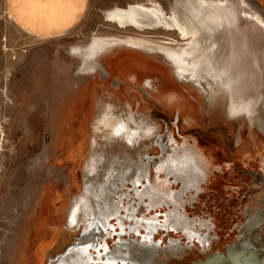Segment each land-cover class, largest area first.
Instances as JSON below:
<instances>
[{"label": "rangeland", "instance_id": "1", "mask_svg": "<svg viewBox=\"0 0 264 264\" xmlns=\"http://www.w3.org/2000/svg\"><path fill=\"white\" fill-rule=\"evenodd\" d=\"M180 1L90 0L75 29L37 37L0 0V264H48L72 245L61 264H100L90 240L105 227L116 228L109 252L102 240L96 253L105 264H224L235 255L264 264V0H226L237 13L231 33L189 60L163 51L188 47L190 38L148 22L121 27L108 16L152 4L198 19L188 15L198 7ZM134 40L164 48L131 47ZM96 42L102 69L108 55L144 52L169 70L176 89L158 92L152 72L133 84L85 68L78 52ZM107 64L126 74L119 62ZM192 154L206 158L198 163L207 173L194 162L201 188L186 165Z\"/></svg>", "mask_w": 264, "mask_h": 264}, {"label": "bare ground", "instance_id": "2", "mask_svg": "<svg viewBox=\"0 0 264 264\" xmlns=\"http://www.w3.org/2000/svg\"><path fill=\"white\" fill-rule=\"evenodd\" d=\"M175 1H177L176 2L177 6L181 8V4H182L181 1L180 0H175ZM183 1L188 2L189 4H191V6L198 7L197 9H200L201 11L200 13L198 12L199 10L195 8H192L193 11L191 12L189 10V13L187 11L191 19L195 17V12L198 13L197 15L198 19H196L195 17L194 19L196 20L191 21L189 19L188 21L187 19L188 17L186 18L187 15L185 16L180 8H176L177 11L174 10V12L169 15L165 12L164 8H162L160 5H152V4L131 5L128 9L116 8L115 10L110 11L108 16H109L110 21L119 23L121 27L134 26L136 28H143L147 26L148 24L149 25L151 24V26L148 28L153 29V28L163 27L166 30L176 31L183 38L185 37L190 38L191 40L188 43V47H185V48L174 47V49L169 47L171 51L170 50L163 51V53L167 55V57L170 60H174L177 55L181 56V54L185 56L187 55L188 57L187 60H189V57H191V59L197 58L198 54H200L203 50H205V46L208 47L209 49V46L211 45L210 42L217 44L221 42V40H223L226 34L231 33V29H233V26L236 23L237 13L234 7H230L226 4V0H183ZM183 15L185 17V21H183V18H182ZM147 22L148 24H146ZM208 36L211 37V40L209 42H208V39H209ZM206 38H208L207 41H206ZM204 39H205V44L203 43ZM206 43L208 46L206 45ZM97 44H98L97 42L94 43L91 47L85 49L84 51H81V52L79 51L78 54H81L83 56V59L85 61V66H84L85 68L93 65L91 66V70H94V71L100 70L106 73L105 70L102 69L97 62L98 55H100L105 50H102L101 48H99L100 46H97ZM129 45L131 47H136V48L140 47L141 49L148 50V51L154 47L159 48L161 46L164 48L163 45H155V44L147 43L146 41L139 42L136 40H134V43H131ZM209 53H211V51L208 52L207 54L209 55ZM137 61L143 64L145 63L149 64L148 62L149 60L147 61L146 58L143 59L142 57H140ZM223 61L220 62V66L227 68L226 66H224L225 64L223 63ZM189 64H191V62ZM108 66L110 67L111 65H108ZM206 66L208 69L213 70V67L215 65L213 62H210V60H208L206 62ZM181 70L179 69V71ZM181 72H182L181 74H183V71ZM186 72H187V69H186ZM221 79H223V76H221ZM222 82L223 80H221V83Z\"/></svg>", "mask_w": 264, "mask_h": 264}, {"label": "crops", "instance_id": "3", "mask_svg": "<svg viewBox=\"0 0 264 264\" xmlns=\"http://www.w3.org/2000/svg\"><path fill=\"white\" fill-rule=\"evenodd\" d=\"M6 3L13 21L22 30L37 37H54L72 31L82 22L83 18L87 14L90 0H6ZM121 51L118 56L108 55L105 57L104 69L107 74L117 73L122 76L123 79L125 78V81L127 80L134 84L137 83L146 72H152L157 75L159 82L157 86L158 92H166V90H169L170 88L176 89L177 85L171 78L169 70L162 66L159 62L157 63L156 61L151 60L140 52L131 50ZM140 57L143 59L146 58L147 61L149 60L151 65L153 64L154 66L162 67L165 70V74L163 75L158 70L150 69L152 67H141L137 62V59ZM108 61L119 62L120 67L125 69L126 74H121L120 72L115 71V69L109 67L107 64ZM180 102V106L182 108L188 105L184 103L182 99ZM195 157L199 169L205 173L206 171L198 163L200 160H203L205 161V164H207L206 158L203 157L202 154H192L191 164L187 162L186 165L189 166L190 175L193 180L197 179L199 181H203V173L198 174L195 167ZM195 172L197 173V176L193 174ZM202 181L200 182L202 183ZM169 182L171 183V181ZM168 187L173 189V185Z\"/></svg>", "mask_w": 264, "mask_h": 264}, {"label": "flooded vegetation", "instance_id": "4", "mask_svg": "<svg viewBox=\"0 0 264 264\" xmlns=\"http://www.w3.org/2000/svg\"><path fill=\"white\" fill-rule=\"evenodd\" d=\"M180 112V111H179ZM178 114V113H177ZM164 116H165V118H166V114H164ZM164 122H166L167 120L166 119H162ZM153 121V120H152ZM170 123H172V119L169 121ZM175 124H176V127H177V129H178V124H179V118H178V116H177V119H175ZM168 128L170 129V127L168 126ZM167 128V129H168ZM155 140H158L157 138H155ZM147 170V169H146ZM145 170V172H143V180L142 179H140V182H142V184H143V186H147L148 184H145V182H150V180L148 179V181L147 180H145V178L147 177V173H149L148 172V170L146 171ZM160 170V169H159ZM143 171V170H142ZM170 174V173H169ZM169 174L168 173H166V176H168V177H166V182L169 184L170 182L169 181H171V178H169ZM197 176V175H196ZM207 178L208 177H206L205 178V181L207 180ZM200 181H202V180H200ZM201 182H199V183H197V186L199 187V188H201L202 186V183L200 184ZM136 186V189H138V187H137V184L135 185ZM135 191H138V190H135ZM155 194V193H154ZM153 194V195H154ZM156 196V195H155ZM147 199L146 198H142V199H140V201L142 202V203H144L145 201H146ZM149 200V199H148ZM142 205V204H141ZM134 215H131L129 218H131V217H135V218H138L137 216H138V211L136 212V213H133ZM96 219V218H95ZM110 222H111V220L109 221V224H110ZM112 223V222H111ZM136 224V223H135ZM124 226H125V223L123 224ZM137 225V224H136ZM140 226H141V223L139 224ZM94 226V225H93ZM104 229V235H102V237L100 236V237H98L97 239L98 240H96L95 241V237L93 238V239H91L90 241H92L91 242V245L93 246V249H91V250H89V252H91V256L94 258V260L96 261H99V262H101V260H102V263H100V264H105V263H107V262H109V260L108 259H104L103 257H100V259L99 258H97V254L96 253H99V254H101V252L103 251V249L104 248H102V240H104V246H105V252H109V250H110V246H109V239H108V237H107V234L108 235H111V234H113L112 232L114 231V228H103ZM136 230H139L138 228L136 229ZM135 230V231H136ZM84 231V230H83ZM105 242L107 243L106 245H105ZM96 245L98 246V248L101 246V248L97 251V249H95V247H96ZM91 248V247H90ZM89 248V249H90ZM97 248V247H96ZM120 254L123 252V250L122 251H118ZM248 255V254H247ZM122 259H125V257H124V255H123V253H122ZM235 259L237 260L238 258H237V255H235ZM250 259V258H249ZM249 259H247L246 261H249ZM125 262V261H124ZM124 262L122 263V262H120L121 264H124ZM79 263H80V261H79ZM82 263L84 264H87L85 261H82ZM110 263V262H109ZM90 264V263H89ZM92 264H94V261L92 262ZM137 264H144L141 260H139V262L137 263Z\"/></svg>", "mask_w": 264, "mask_h": 264}, {"label": "water", "instance_id": "5", "mask_svg": "<svg viewBox=\"0 0 264 264\" xmlns=\"http://www.w3.org/2000/svg\"><path fill=\"white\" fill-rule=\"evenodd\" d=\"M96 228L90 226L88 227L87 229L84 230V232L81 234L80 238H79V242L77 243L78 245H81L83 243H85L86 241H84L83 239L84 238H87L86 236L91 233V230H94ZM125 231L127 230L126 226H125ZM114 231H116V228H114ZM87 243V242H86ZM74 246V245H72ZM72 246H69L62 254L56 256L55 258L53 259H50L49 263L48 264H61L62 261L61 260H65V262H69L70 261V258H68L69 256H67L68 254V251L69 249L72 247ZM93 249V248H90V250ZM66 257V258H65ZM61 262V263H60ZM224 264H247L245 263L244 261L241 262V260L239 259H234V261L231 262V259L225 257V261H224Z\"/></svg>", "mask_w": 264, "mask_h": 264}]
</instances>
